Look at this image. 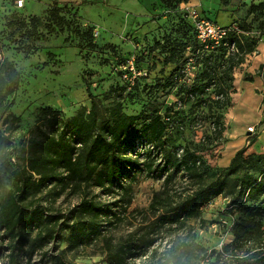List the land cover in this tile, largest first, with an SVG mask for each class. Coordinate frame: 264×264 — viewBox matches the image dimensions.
<instances>
[{
  "label": "trees",
  "instance_id": "obj_1",
  "mask_svg": "<svg viewBox=\"0 0 264 264\" xmlns=\"http://www.w3.org/2000/svg\"><path fill=\"white\" fill-rule=\"evenodd\" d=\"M60 4L53 0L47 22L36 14L30 16V23L23 19L25 32L34 35L41 25L48 26L49 31L72 29L74 19L63 13ZM234 22L238 29L229 30L218 42L203 41L193 24L195 34L190 40L167 36L156 41L152 50L160 47L163 62L172 67L155 87H161L167 95L175 90L177 99L173 101L167 96L160 99L156 91L139 113H129L117 87L106 91L103 97L110 101L102 105L88 85L90 107L82 104L69 116L45 107L50 131L39 124V132L31 137L26 161L15 169L16 188L0 199V225L12 233L22 222L44 225L46 234L53 238L65 228L66 249L101 242L105 264H264V151L246 153L247 147H241L227 165H215L206 155L225 136L224 109L231 104L234 68L259 42L248 35L249 26L246 29V25ZM187 48L195 65L200 66L191 82L185 81L190 59L181 58ZM123 65L129 69L122 73L125 84L121 89H131L138 85L142 73L131 67L128 58ZM20 76L14 63L1 54L0 117L12 114L7 96L19 87ZM198 113L204 117L201 124H208L207 129L199 139L185 137L187 118ZM12 117L19 119L15 114ZM9 143V135L0 128V153ZM2 162L0 186L7 176V169L2 170L6 163ZM143 172L163 177V183L146 207L130 210L133 182ZM47 187L57 195L66 191L76 194L80 200L68 211L56 213H45L44 204L29 207L25 203L30 193ZM94 187L109 199H102ZM224 193L230 195V205L239 211L230 227L231 241L220 249H204L203 254H194L199 244L183 235L164 245L156 243L161 232L163 236L180 229L190 233L189 220L200 217L203 205ZM139 212L140 226L118 237L115 232L121 224ZM58 257L64 264H74L66 260L63 251ZM10 264H16L14 251Z\"/></svg>",
  "mask_w": 264,
  "mask_h": 264
},
{
  "label": "rangeland",
  "instance_id": "obj_2",
  "mask_svg": "<svg viewBox=\"0 0 264 264\" xmlns=\"http://www.w3.org/2000/svg\"><path fill=\"white\" fill-rule=\"evenodd\" d=\"M59 2L64 6L63 13L74 19V27L64 31H49L48 26L41 25L39 32L31 35L25 32L23 19L30 23V16L36 14L47 22V10L53 0H25L23 6H18L16 0H0V56H7L21 73L19 87L7 96L10 102L8 111L19 116V119L12 117V114L0 117V128L10 137L9 145L0 153V161L6 163L3 172L7 169V176L0 186V199L8 190H15L18 183L15 169L24 165L29 141L39 132L37 126L42 124L43 130L50 131L45 107L51 106L64 116L75 113L82 104L90 107L88 85L91 93L102 101V105L110 101L103 97L106 91L117 87L124 98V109L129 113H139L156 91L160 99L166 96L168 101L177 99L173 93L175 90L167 95L161 87L159 90L155 87L159 79L168 75L172 64L163 62L160 47L155 50L152 48L158 39L162 41L167 36L171 39L190 40L195 34L192 26L195 22L194 13L199 18L225 26L237 21L250 27L249 36L259 40L264 37V0H226V3L223 0ZM10 21L13 24H9ZM254 50L246 53L245 60L234 68L235 84L231 92V104L224 109L230 128L235 118L232 117L235 108L238 113L241 112V108L236 105L241 101L238 98L243 85L252 81L258 71L263 69L253 61ZM190 56L192 52L187 48L181 57L190 59L185 68L187 82H191L200 70V66L195 65V58ZM125 58L142 75L138 85L122 90L125 84L122 73L129 69L123 65ZM248 103L247 100L242 104L247 107ZM203 122L204 117L200 113L188 117L185 137L199 139L202 130L208 126L207 123L201 124ZM258 134V127L244 138H231L225 134L218 145L206 151V155L211 163L226 165L237 148L247 147L246 153L254 149L264 151V144L256 142ZM162 183L163 177L149 176L146 172L138 174L133 182V200L129 209L146 207L153 192ZM93 190L102 199L110 197L98 187ZM79 200L76 194L66 191L57 195L47 187L30 193L25 203H29V207L37 203L44 204L47 206L45 213H56L68 211ZM229 201L230 195L227 193L215 196L203 205L200 217L189 220L192 225L190 233L180 229L177 233H164L163 236L161 232L156 243L164 245L168 240L183 235L199 244L200 249H196L194 254L199 251L203 254L212 248L220 249L232 240L230 227L239 214ZM135 215L121 224L115 232L118 237L140 226L142 214L139 212ZM45 230L44 225H27L22 222L12 233L0 225V264H10L12 251L15 252L16 264H64L58 257L62 251L66 260L74 264L106 263L101 242L66 249L67 229L63 228L54 238L48 236ZM199 264L209 263L201 261Z\"/></svg>",
  "mask_w": 264,
  "mask_h": 264
},
{
  "label": "crops",
  "instance_id": "obj_3",
  "mask_svg": "<svg viewBox=\"0 0 264 264\" xmlns=\"http://www.w3.org/2000/svg\"><path fill=\"white\" fill-rule=\"evenodd\" d=\"M253 61L257 64V66H262L263 69L258 71V74L254 77L252 81L243 85L242 90L240 91V97L238 98L240 102L236 105V107L241 108V112L238 113L235 108L232 117H235L232 121L231 128L228 126L227 121V129L225 134L230 136L231 138L235 137H245L251 134L248 130V126L253 124L258 127V135H257V143L264 144V37L259 40L256 49L254 50ZM237 80V78H236ZM237 87V85H236ZM252 87L254 89H252ZM239 92V91H238ZM246 98V99H245ZM250 99H252L250 101ZM249 101L248 106H244L242 103ZM240 110V109H238ZM244 121H247L244 124ZM237 148L231 157L238 150ZM253 151H258V149H254ZM262 152V150L258 151ZM229 160V162H230ZM229 164V163H228ZM227 165V164H226Z\"/></svg>",
  "mask_w": 264,
  "mask_h": 264
},
{
  "label": "built area",
  "instance_id": "obj_4",
  "mask_svg": "<svg viewBox=\"0 0 264 264\" xmlns=\"http://www.w3.org/2000/svg\"><path fill=\"white\" fill-rule=\"evenodd\" d=\"M25 0H16V4L18 6H23ZM194 26L198 32V36L203 40H211L214 42H218L223 36H225L229 30L231 29H238L236 23H231L229 25H221L218 22L211 21L209 19L199 18L197 13H194ZM132 68L133 65H131ZM264 92V88H263ZM248 130L250 133L256 131V126L251 124L248 126ZM264 248V236H263V245Z\"/></svg>",
  "mask_w": 264,
  "mask_h": 264
}]
</instances>
